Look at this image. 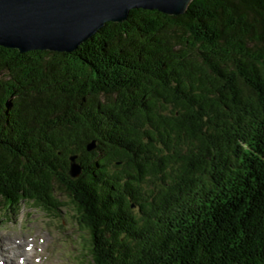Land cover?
Returning a JSON list of instances; mask_svg holds the SVG:
<instances>
[{
  "label": "trees",
  "instance_id": "trees-1",
  "mask_svg": "<svg viewBox=\"0 0 264 264\" xmlns=\"http://www.w3.org/2000/svg\"><path fill=\"white\" fill-rule=\"evenodd\" d=\"M62 196L90 264H264V0L132 9L70 53L0 46V220Z\"/></svg>",
  "mask_w": 264,
  "mask_h": 264
},
{
  "label": "water",
  "instance_id": "water-1",
  "mask_svg": "<svg viewBox=\"0 0 264 264\" xmlns=\"http://www.w3.org/2000/svg\"><path fill=\"white\" fill-rule=\"evenodd\" d=\"M191 0H0V46L19 53H70L106 22L121 23L132 9L178 16ZM92 143L87 149H91ZM71 177L80 167L70 157Z\"/></svg>",
  "mask_w": 264,
  "mask_h": 264
},
{
  "label": "rangeland",
  "instance_id": "rangeland-1",
  "mask_svg": "<svg viewBox=\"0 0 264 264\" xmlns=\"http://www.w3.org/2000/svg\"><path fill=\"white\" fill-rule=\"evenodd\" d=\"M60 199L65 205L54 216L26 203L8 218L1 213L0 264H90L89 236L77 223L70 198Z\"/></svg>",
  "mask_w": 264,
  "mask_h": 264
},
{
  "label": "bare ground",
  "instance_id": "bare-ground-1",
  "mask_svg": "<svg viewBox=\"0 0 264 264\" xmlns=\"http://www.w3.org/2000/svg\"><path fill=\"white\" fill-rule=\"evenodd\" d=\"M17 247H19V245H18ZM21 264H22V263H21Z\"/></svg>",
  "mask_w": 264,
  "mask_h": 264
}]
</instances>
